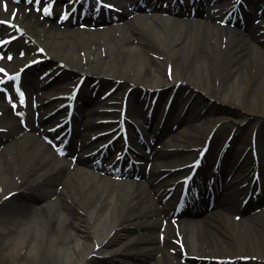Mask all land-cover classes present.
Returning a JSON list of instances; mask_svg holds the SVG:
<instances>
[{
  "label": "bare ground",
  "instance_id": "1",
  "mask_svg": "<svg viewBox=\"0 0 264 264\" xmlns=\"http://www.w3.org/2000/svg\"><path fill=\"white\" fill-rule=\"evenodd\" d=\"M105 1L103 17L68 22L56 13L37 14L29 0H0V27L11 24L0 28V262L96 264L104 258L105 264H264V210L237 220L227 207L236 202L247 212L264 205V126L252 122L264 118V0H245L236 19L222 0L216 5L215 0H173L174 20L161 19L151 8L140 11L136 0ZM208 3L220 22L215 26H188L179 17ZM41 58L50 63L47 79L58 70L65 73L56 75L58 95L73 100L83 82L79 91L90 98L93 80L101 81L98 96L78 112L87 118L89 132L113 128L116 124L100 128L98 122L125 110L121 128L141 130L148 145L166 135L161 147L139 154L154 162L153 168L124 172L121 166L114 172L109 167L121 161L113 156L101 170L86 158L71 168L67 158L50 151L45 130H23L16 115L31 110L36 92L23 87L20 96L22 88L13 91L18 86L7 92L5 81ZM109 83L114 88L104 90ZM178 84H186L178 91L194 90L199 98L186 114L194 125L191 135L175 133L171 125L177 104L182 114L187 103L184 93L170 111L164 105L158 122L154 111L149 116L153 101L140 97L141 91L152 97L164 89L161 102ZM63 102L37 96L38 121ZM224 120L239 124L230 137H223L228 122L218 129ZM255 129L258 151L250 169L253 156L247 148ZM200 136L203 141L194 148ZM90 137L80 141L92 152L99 145ZM131 138L139 146L141 141ZM166 175L173 183L162 180ZM211 190L223 196L202 200V217L195 210L178 217L179 209L196 208ZM27 191L38 196H21ZM19 192L14 201L6 199ZM168 193L173 195L167 198Z\"/></svg>",
  "mask_w": 264,
  "mask_h": 264
},
{
  "label": "rangeland",
  "instance_id": "2",
  "mask_svg": "<svg viewBox=\"0 0 264 264\" xmlns=\"http://www.w3.org/2000/svg\"><path fill=\"white\" fill-rule=\"evenodd\" d=\"M234 3H236L237 2V0H232ZM181 87H185L186 88V85H183V84H181V86H180V88ZM184 93L186 94V95H189V97L191 96V94H197V92L196 91H194V90H191V92H190V90H185L184 91ZM166 99H167V97H166ZM166 99H164V100H166ZM197 99H199V98H196V95H194L193 96V98L191 99V101L193 102V100L195 101V100H197ZM213 99V98H212ZM217 99V98H216ZM213 100H215V99H213ZM247 120H251V117H249L248 116V118H247ZM256 121V123H258V125H261V123L263 124V126H264V118H262V117H256L254 120H252V122H255ZM257 125V126H258ZM238 127V124H236V123H234V122H231L230 121V123H229V126H227V129H225L224 131V134H223V137H225V136H227V135H229L231 132H233V131H235V129ZM201 142V139L199 140V142H194L195 144H198V143H200ZM248 143H249V138H248ZM18 221L20 220V218L18 217V219H17ZM17 220H16V222H13L15 225H16V223H17ZM8 243V242H7ZM23 253H24V251H22ZM0 256H1V254H0ZM3 263H1L0 262V264H7L6 263V261H2ZM107 262H110V263H112L113 264V262H112V260H110V261H107ZM96 264H105L103 261H97L96 262Z\"/></svg>",
  "mask_w": 264,
  "mask_h": 264
},
{
  "label": "snow or ice",
  "instance_id": "3",
  "mask_svg": "<svg viewBox=\"0 0 264 264\" xmlns=\"http://www.w3.org/2000/svg\"><path fill=\"white\" fill-rule=\"evenodd\" d=\"M29 2H31V0H29ZM45 11H47V9H45ZM0 23H3V21H0Z\"/></svg>",
  "mask_w": 264,
  "mask_h": 264
}]
</instances>
